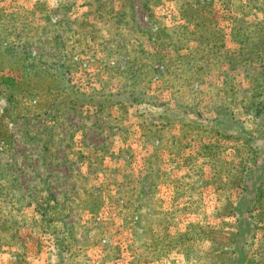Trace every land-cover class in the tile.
<instances>
[{
  "label": "rangeland",
  "instance_id": "1",
  "mask_svg": "<svg viewBox=\"0 0 264 264\" xmlns=\"http://www.w3.org/2000/svg\"><path fill=\"white\" fill-rule=\"evenodd\" d=\"M0 142V264H264V0H0Z\"/></svg>",
  "mask_w": 264,
  "mask_h": 264
},
{
  "label": "built area",
  "instance_id": "2",
  "mask_svg": "<svg viewBox=\"0 0 264 264\" xmlns=\"http://www.w3.org/2000/svg\"><path fill=\"white\" fill-rule=\"evenodd\" d=\"M3 148H4V144L0 142V152L3 150Z\"/></svg>",
  "mask_w": 264,
  "mask_h": 264
},
{
  "label": "trees",
  "instance_id": "3",
  "mask_svg": "<svg viewBox=\"0 0 264 264\" xmlns=\"http://www.w3.org/2000/svg\"><path fill=\"white\" fill-rule=\"evenodd\" d=\"M257 113H258V111H256ZM247 226H248V224H247ZM246 229H248L247 227H245ZM249 230V229H248ZM248 230H247V232H248Z\"/></svg>",
  "mask_w": 264,
  "mask_h": 264
}]
</instances>
